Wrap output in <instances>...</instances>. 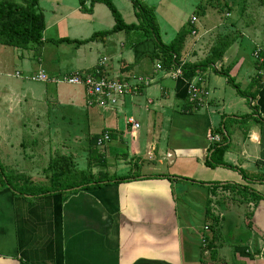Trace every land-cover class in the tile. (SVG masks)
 Instances as JSON below:
<instances>
[{
  "label": "crops",
  "instance_id": "crops-1",
  "mask_svg": "<svg viewBox=\"0 0 264 264\" xmlns=\"http://www.w3.org/2000/svg\"><path fill=\"white\" fill-rule=\"evenodd\" d=\"M43 1L39 0L46 19L43 37H48L32 73L60 78L99 70L103 77L147 83L107 109L89 107L87 94L69 93L60 84H44L39 92L29 90L25 83L4 85L0 89L1 165H18L21 160L32 164L33 149L57 146V139L69 153L78 149L87 155L86 139L110 132L111 140L99 146L107 157L104 171L116 177L140 175L67 197L15 196L0 182V264H264V199L256 202L239 189L223 188L238 185L264 197V65L253 55L257 47L264 48V1L253 8L251 0H212L213 5L223 2L228 7L218 15L216 8L202 0V5H208L205 14L196 8L185 20L173 2L168 11L165 0H141L154 7L165 44L183 27L193 26L196 35L187 39L184 63L205 59L219 38L231 37L234 43L215 69L230 68L241 89L244 85L245 91L256 94L251 104L211 69L175 77L176 68L167 71L160 59L152 57L155 41L143 31L118 32L104 41L81 45L56 44L53 41H84L109 31L115 19L104 4H96L92 14H85L77 0H48V8ZM91 1L86 0L88 7ZM120 2L124 8L114 0L125 23L138 24L131 0ZM3 49L13 51L12 62L20 61L14 54L26 61L19 49L0 45V76L10 61ZM47 50L54 57L50 65L44 64ZM18 72L14 76L18 79L33 76L21 73L18 77ZM199 79L209 96L200 111L190 114L187 88ZM25 100L44 108L40 112L47 122L40 123L46 126L28 125L41 113L17 109L16 103ZM64 118H74V122L60 131L52 128L59 119L65 122ZM35 129L37 135H47L44 141L35 140ZM220 129L228 139L224 160L229 166L210 168L206 165L213 144L209 135L222 139ZM70 133L74 136L69 137ZM77 133L81 140L76 139ZM89 166L90 160L82 158L76 169L85 171ZM100 171L93 165V174ZM208 200L212 201V218L218 219L214 234L206 221ZM206 237L215 239L214 256L210 250L203 252Z\"/></svg>",
  "mask_w": 264,
  "mask_h": 264
},
{
  "label": "trees",
  "instance_id": "trees-1",
  "mask_svg": "<svg viewBox=\"0 0 264 264\" xmlns=\"http://www.w3.org/2000/svg\"><path fill=\"white\" fill-rule=\"evenodd\" d=\"M80 4V10L85 14H92L94 6L98 3L104 4L111 11L114 19L115 26L113 29L104 32H97L92 35L91 38L84 41H71L69 39H62L59 41H53L56 44L71 42L77 44H85L92 41H104L107 36L118 33L126 32L131 33L133 31L145 32L146 38H151L155 41L156 51L152 55L154 59H160L163 67L167 71H171L173 68L181 67L183 73H204L208 70H213L216 74L224 77L228 84L237 91V93L246 98L251 104L255 100L256 94L252 91H245L241 89V86L236 83L234 77L231 76V69H222L218 71L215 66L220 62L228 49L234 43L231 37H221L218 39L216 45L212 48L210 55L205 59L197 63H184L183 52L186 47L187 39L192 34L193 26L183 27L176 38L170 43L165 44L161 38L160 30L155 15L154 7L148 6L141 0H131L138 19V24H126L123 16L117 9L114 0H92L91 6L88 7L86 0H78ZM212 0H207V4L216 8L221 5V2L215 5L212 4ZM200 5L197 7V13L202 15L205 14V9L208 5ZM223 8H228L227 5L223 4ZM46 28L45 14L40 8L39 0H22L17 2L14 0H0V45L12 47L15 49H31L35 51V59L41 60L42 50L46 40H44L43 32ZM256 79L251 83L250 87H254ZM190 107L186 110L190 114L201 110V104L198 102H191ZM252 116L246 117V119ZM222 139L219 143H213L210 147V156L206 161V165L210 168H216L224 165L229 166L225 163L224 157L228 148V139L224 133L219 130ZM110 133V132H109ZM112 134L110 133V138ZM101 135H96L89 138L88 155L90 160V166L88 170L79 171L76 169L74 160L71 157L65 155H58L50 160L48 168L45 172L49 175L47 184H36L30 178L23 175L15 176L12 174L7 176L4 167L0 163V182L3 188H9L15 196H31L32 198L48 197L55 195H62L67 197L80 190L101 187L108 184H119L127 182L131 178H137L140 173H134L128 177H116L110 176L104 170L108 167L107 157L101 153L98 145V141ZM98 166L102 169L98 174H93L92 167ZM235 169L234 167H230ZM244 177L246 173L242 170L239 171ZM21 181L22 185H21ZM16 184V185H15ZM223 188L239 189L247 195H251L256 201L264 199L261 195L254 191H250L249 188H240L238 185H226ZM218 187L213 188L216 191ZM212 201L208 200L206 204V221L210 222L208 228L211 232L216 233L214 228L217 226L218 219L212 218L211 213ZM210 219V220H208ZM218 224V223H217ZM207 245L204 246L203 252L210 250L212 256L216 254L214 250L215 239L206 237Z\"/></svg>",
  "mask_w": 264,
  "mask_h": 264
},
{
  "label": "rangeland",
  "instance_id": "rangeland-1",
  "mask_svg": "<svg viewBox=\"0 0 264 264\" xmlns=\"http://www.w3.org/2000/svg\"><path fill=\"white\" fill-rule=\"evenodd\" d=\"M14 1L21 2L22 0H14ZM126 1L129 2L130 0H126ZM153 1L159 2V0H153ZM263 1L264 0H251V3H252L251 6L254 8V5H258V4L262 3ZM77 2H78V0H77ZM172 2L174 3V5ZM163 3H164V1H163ZM43 4L46 8L51 6V3L48 0L43 1L42 5ZM118 4L124 8L123 2L121 3L120 0H118ZM175 4L177 6H175ZM195 4L200 6L202 4V0H165V3H164V5L168 11H169L170 5L175 6L178 9L177 13H181L180 16L185 20L188 19L192 15L193 11L196 10L197 6H193ZM216 9L218 10L217 11L218 15H222V14L226 13V9L223 8V2H221V5L216 6ZM48 17H50V15ZM168 18H171V17H168ZM173 18H175V17H173ZM44 37H48V34H45ZM6 51H8V52H6ZM2 52L4 53L5 57L7 56L8 59H10V61H9V63L7 62V69H6L5 73H3L4 75L0 76V89L1 90L4 89V87H5L4 85L10 84L11 86H14L12 84V82H14V83H25L26 88H30L29 90L32 89L35 92V89H36V91L39 92L40 87H43L44 84H48V83H43V82H39V81L18 79V78L14 77L17 71L22 73V76L23 75L26 76L27 74H32V75L36 74L35 72H33V73L31 72V70H34L37 67L36 65L38 63V61L35 59V51L34 50L19 49V55H23L24 58L26 59V61H22L20 56H17L16 54H14V55L21 62L20 61L18 62V60H15V59H14L15 61L12 62L11 55H12L13 51L11 49H8V50L3 49ZM49 53H51V52H48V50H47V52L44 53V64H47V65H50L51 63L54 62V57L51 56V54H49ZM73 73H75V72H73ZM63 76L64 75H61V77H63ZM59 86L64 87L69 93L72 90H75V91L79 90L82 95H86V90L82 86L68 85V84H60ZM243 86L244 85H242V90H247ZM17 103H16L17 109L22 108V109H25L27 111H29V109H30V110H33L32 112H34L35 110L36 111L39 110V112H40L41 109H44V108L36 105L34 102L33 103L28 102L27 100L19 102L18 105L20 104V107L17 105ZM85 105H86V103H85ZM40 113H41L40 117L36 118L34 120V123H32V121H31V123H29L28 125L37 124V125H35V127H37L38 129H41L43 126H46L47 125L46 123L45 124L40 123V121L47 122L46 119L43 118L42 112H40ZM83 114H85V112ZM64 119H65V122H61L59 119V122L58 121L56 122L57 126L56 127L52 126V128L59 129V131H60L64 128H67L68 124H72V122H74V118H64ZM59 124L62 126L58 127ZM37 131L38 130L35 129V135H34L36 138L35 140L38 142L44 141L46 138L44 139L43 136L46 137L47 135L46 134L37 135ZM79 135H80V133L76 134V139H80L78 137ZM55 136H56V138H59L58 134ZM55 136H53V137H55ZM70 136L72 137L74 135L70 133L69 137ZM86 140L88 141V145H89V139H86ZM54 141L55 140H52V142H54ZM57 141H58V139L56 140V143H55V145H57V146H52L50 144V147H48L45 144L47 146L46 148L44 146L43 147L37 146V148H34L33 151L35 153L36 158H35V161L32 162V164H30V162L27 160L26 161L21 160L20 161L21 164H18V165H12V166H7V167L2 165L4 167L5 172L7 173V176H10L12 174H15L16 177L23 175L25 177H29L30 179H33V181L36 184H47L49 175L45 172V170L48 168L50 160L52 158H54L58 155H60V156L65 155V156L71 157L74 160V163L76 166H79L82 158L89 160V155L88 154L86 155L84 153L85 151H83V150L78 151V149H77L75 151V149H74L70 152L71 153V156H70L68 149L60 148V146L62 145V142L58 143ZM65 141H67V140H65ZM78 144H80V143H78ZM81 144H82V142H81ZM66 147H68V146H66ZM83 147H84V145L81 146L82 149H83ZM85 150L87 151V148ZM31 151L32 150H29V151L25 150V152H29V153H31ZM35 172L37 173L36 176H38V178H36V179H35ZM28 173H30V174H28ZM123 174H125V172ZM22 182L23 181L20 182L21 185H22Z\"/></svg>",
  "mask_w": 264,
  "mask_h": 264
},
{
  "label": "built area",
  "instance_id": "built-area-1",
  "mask_svg": "<svg viewBox=\"0 0 264 264\" xmlns=\"http://www.w3.org/2000/svg\"><path fill=\"white\" fill-rule=\"evenodd\" d=\"M197 21L196 18L191 20L192 24H195ZM192 35H196V32L193 30ZM254 58L259 65H264V48L257 47L254 51ZM162 66L158 65V69H161ZM175 77H180L183 75L181 67L175 69ZM17 76L20 77L21 73L18 72ZM26 80L39 81L44 83H52L54 85L58 84H68L82 86L86 90L87 94V104L89 107H99L107 109L110 107L116 106L120 99L126 95H131L138 92L139 86L146 81L139 80L137 84L130 83L128 81H120L118 79H111L103 77L101 71L96 70L92 72H75L72 74L64 75L63 77H49L43 72L36 73L32 77L26 76ZM187 96L189 101L198 102L201 105L205 104L206 99L209 96V91L203 87L202 80L199 79L197 82H190L187 88ZM129 123L134 128H139L133 119H130ZM111 140L110 134L104 133L99 141L98 145L103 146ZM209 140L213 143L221 142V137L218 135H209ZM203 244H206V241L203 240ZM206 246V245H205Z\"/></svg>",
  "mask_w": 264,
  "mask_h": 264
}]
</instances>
